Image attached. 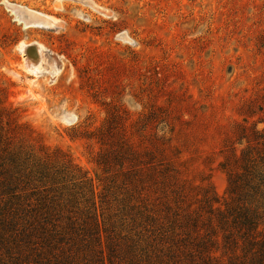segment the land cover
Masks as SVG:
<instances>
[{
  "label": "rangeland",
  "instance_id": "374dc122",
  "mask_svg": "<svg viewBox=\"0 0 264 264\" xmlns=\"http://www.w3.org/2000/svg\"><path fill=\"white\" fill-rule=\"evenodd\" d=\"M31 44L40 70L26 64ZM111 113L135 146L164 149L184 179L223 196V151L241 124L264 129V0H0L11 147L60 149L96 180Z\"/></svg>",
  "mask_w": 264,
  "mask_h": 264
},
{
  "label": "trees",
  "instance_id": "16d2710c",
  "mask_svg": "<svg viewBox=\"0 0 264 264\" xmlns=\"http://www.w3.org/2000/svg\"><path fill=\"white\" fill-rule=\"evenodd\" d=\"M126 129L111 113L99 130L96 180L0 134V264H264V129L241 124L223 151V196Z\"/></svg>",
  "mask_w": 264,
  "mask_h": 264
},
{
  "label": "bare ground",
  "instance_id": "6f19581e",
  "mask_svg": "<svg viewBox=\"0 0 264 264\" xmlns=\"http://www.w3.org/2000/svg\"><path fill=\"white\" fill-rule=\"evenodd\" d=\"M29 47H34L33 51L27 52ZM25 51H26V64L30 67L29 69H32V71L38 66L39 70L40 68V63L42 61L43 57V51H42V46L36 45V44H31V45H26L25 46ZM42 66V65H41ZM37 71V70H35Z\"/></svg>",
  "mask_w": 264,
  "mask_h": 264
},
{
  "label": "water",
  "instance_id": "95a60500",
  "mask_svg": "<svg viewBox=\"0 0 264 264\" xmlns=\"http://www.w3.org/2000/svg\"><path fill=\"white\" fill-rule=\"evenodd\" d=\"M28 49H29V50H34V47H29Z\"/></svg>",
  "mask_w": 264,
  "mask_h": 264
}]
</instances>
